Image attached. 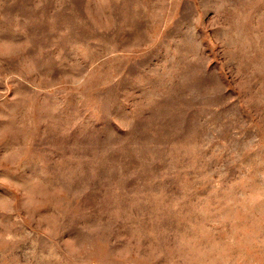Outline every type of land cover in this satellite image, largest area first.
<instances>
[{"label": "rangeland", "instance_id": "374dc122", "mask_svg": "<svg viewBox=\"0 0 264 264\" xmlns=\"http://www.w3.org/2000/svg\"><path fill=\"white\" fill-rule=\"evenodd\" d=\"M0 264H264V0H0Z\"/></svg>", "mask_w": 264, "mask_h": 264}]
</instances>
